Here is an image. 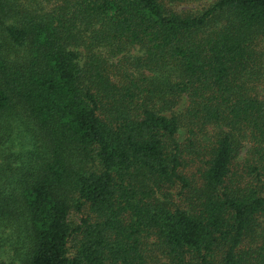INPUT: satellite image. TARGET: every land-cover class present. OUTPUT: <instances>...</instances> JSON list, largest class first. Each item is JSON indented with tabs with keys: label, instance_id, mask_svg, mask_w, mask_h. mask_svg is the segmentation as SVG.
<instances>
[{
	"label": "trees",
	"instance_id": "1",
	"mask_svg": "<svg viewBox=\"0 0 264 264\" xmlns=\"http://www.w3.org/2000/svg\"><path fill=\"white\" fill-rule=\"evenodd\" d=\"M201 1L0 0V264H264V0Z\"/></svg>",
	"mask_w": 264,
	"mask_h": 264
},
{
	"label": "rangeland",
	"instance_id": "2",
	"mask_svg": "<svg viewBox=\"0 0 264 264\" xmlns=\"http://www.w3.org/2000/svg\"><path fill=\"white\" fill-rule=\"evenodd\" d=\"M206 1H210V0H202L201 3H200V5L202 6L203 3L206 2ZM73 219H74V221H77V218L76 217H74Z\"/></svg>",
	"mask_w": 264,
	"mask_h": 264
}]
</instances>
